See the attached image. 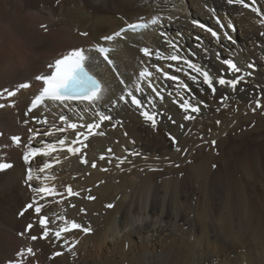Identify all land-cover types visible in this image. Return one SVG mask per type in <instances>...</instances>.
<instances>
[{
  "label": "bare ground",
  "instance_id": "bare-ground-1",
  "mask_svg": "<svg viewBox=\"0 0 264 264\" xmlns=\"http://www.w3.org/2000/svg\"><path fill=\"white\" fill-rule=\"evenodd\" d=\"M245 2L251 7L228 0H0V93L20 83L30 84L13 98L0 95L4 105L0 107V162L13 165L0 171V264H239L241 255L250 264H264L262 217L248 208L238 178L241 170L246 184L259 181L256 170L261 165L264 171V141L255 157L254 152L243 151V133L236 139L229 136L250 123L255 125L249 132L264 136V0ZM143 20L157 22L141 33L102 39ZM95 45L112 46L107 53L112 65ZM144 47L175 52L214 77L244 79L236 91L217 85L213 95L202 78L193 82L185 75L186 65H177L184 71L175 72L167 65L176 62L149 59L140 51ZM73 48L93 49L87 53V68L102 82L100 99L95 104L46 100L29 111L31 97L43 85L35 77L48 74V65ZM225 59L233 60L241 72L229 71ZM249 63L254 67L248 68ZM154 65L179 80H168ZM145 69L152 76L140 78ZM181 81L188 88H181ZM150 82L155 90L148 87ZM137 85L142 93L135 91ZM129 89L142 99L143 107L131 104ZM121 95L129 102L121 101ZM183 100L200 111L185 113ZM257 101L262 107H257ZM145 110L155 114V127L141 115ZM101 113L112 119L94 128L87 139L77 140L76 133H87L86 125L98 122ZM186 115L193 118L185 119ZM73 122L85 127L68 128ZM13 136L21 138L18 145ZM60 139L65 140L63 147ZM73 141L80 151L68 153ZM48 143L57 151L25 163V151L48 150ZM45 163L51 166L41 172ZM28 168L34 177L31 182L26 180ZM29 183L47 187L53 194L36 197ZM227 185L234 187V196ZM69 187L79 195L69 196ZM197 192L214 205L232 202L227 214L222 211L217 221L207 225L209 230L204 221L191 219L184 210L190 203L182 198ZM34 197L44 205L41 215L48 217L50 228L75 221L91 231L64 233L67 243L56 241L51 233L48 239L39 238L43 230L34 209L19 215ZM29 223L33 229L21 236ZM181 229L186 230L179 234ZM33 235L38 237L35 241ZM28 247L34 249V256L17 257ZM244 247L247 253H239ZM63 250V255L53 257Z\"/></svg>",
  "mask_w": 264,
  "mask_h": 264
},
{
  "label": "snow or ice",
  "instance_id": "snow-or-ice-1",
  "mask_svg": "<svg viewBox=\"0 0 264 264\" xmlns=\"http://www.w3.org/2000/svg\"><path fill=\"white\" fill-rule=\"evenodd\" d=\"M230 4H239L242 5L245 8L251 7L248 3L245 2V0H228ZM252 11L258 12V10L255 7L251 8ZM157 21L152 20V23L155 24ZM41 27H45L44 25H41ZM147 27V25L142 24H129L126 28H122L119 32L109 35L106 37H103L102 39L105 41H113L116 37H120L121 34L125 31L131 30V31H138L143 28ZM201 27H204L201 25ZM231 27V25H229ZM45 30L46 27H45ZM213 35V37H218L217 33L215 31H212L211 29H208ZM82 35H87V33H82ZM227 36V33H225ZM229 40H231V36H227ZM170 47L175 48V45L168 41ZM93 49H83V48H73L69 51H67L66 54L61 56L60 58H57L54 63H51L48 65V68L51 70L50 74H40L35 77L37 81H42L43 87L42 90L39 92L38 95L35 96V98L31 102V109H34L38 106L39 103L43 102L46 98L51 99L53 101H87L90 104H95L99 99L102 92L101 82L92 74H90L88 68H87V62L89 60V56L87 53H90ZM98 50L100 53H104L105 60L111 65L113 64V61L109 59L107 52L108 49L104 47H99ZM141 53L149 57V59L155 58V60H167L171 62H176V64L169 63L167 65L168 68L172 69L174 68L175 72H182L184 71V67L177 66V65H186L188 72H185V75L189 77L193 82H197L199 78H202V84L207 86V89L210 90V92L215 95L217 92V85L221 87H229L233 91H236L238 89V85L241 84L243 81V76H236L232 79H227L223 74H218L216 77H214L212 74H210L207 70L203 69L202 67H198L195 63L192 61L175 54H165L161 49H157L155 52H153L150 48L144 47L140 49ZM224 64L227 66L229 71H232L234 73H240L241 69L236 65V63L233 62L231 59H225ZM157 72L162 73V75L167 78L168 80L172 81H178L179 77L174 74H170L169 72L164 71V69L160 65H154ZM248 68H253L254 66L249 63L247 65ZM196 73V75H192L191 73ZM247 75H252L251 72L247 73ZM145 76H152V73L149 72L147 69L142 70L139 73V77H145ZM121 84H124L125 82L123 79H121ZM181 88H188V85L184 82H180L179 85ZM30 87V84L27 82L20 83L16 85L14 90H9L7 88L3 89V93H6L8 97L15 96L17 92H19L21 89H25ZM148 87L152 90H155V85L151 82L149 83ZM242 90V89H241ZM136 92H143V89L139 87L138 85L135 88ZM3 93H0L2 95ZM127 96L130 98V102L132 105L137 106L138 108L143 107V101L142 99L138 98L137 95L133 94V91L131 89L128 90ZM121 101H124L125 103H128L129 101L126 99L125 95H121L119 97ZM223 99V97H222ZM0 107H4L3 104H0ZM181 107L184 109L185 113L191 110L193 113H197L200 111V108L198 106H194L189 103L188 100H183ZM257 107H262V105L257 101ZM255 110V109H254ZM99 115V121H93L92 123H88L86 125L87 133L85 132H77L76 138L77 140L80 139L81 136H83L85 139H87V135L92 133V130L94 128L99 129L101 124L104 121L111 120L112 117L110 115L105 114H98ZM141 115L144 117L146 121H150L152 123V126H156V119L155 114L150 113L149 111L145 110L141 112ZM191 116H185V119H192ZM60 119L64 121L66 119L65 116L61 115ZM27 123V121H25ZM219 123V121L217 122ZM85 127V125L77 123H68L67 127L73 130H76L77 128ZM31 131V129H30ZM58 131L63 132L64 129L60 128ZM49 133L45 132L44 135L47 136ZM100 135H103V132L99 133ZM13 143L19 144L21 142V138L19 136H13L12 138ZM31 139V138H30ZM59 145L63 147L65 145V140L60 139L58 141ZM213 145H215V141L211 142ZM76 141L72 142L73 146H68L66 151L68 153H76L80 151V149L76 146ZM48 150L42 151L39 147H32L30 150L25 151L23 153V159L25 163H30V159L41 156V155H50L51 152L57 151V148L53 143H48L47 145ZM180 149L177 148V151ZM187 151V150H185ZM100 159H104L103 156L100 157ZM87 163V161H84ZM13 165L6 162H0V171L6 170L8 168H11ZM51 165L49 163H45L41 168L40 171L43 172L45 169H48ZM119 167V165H117ZM178 166V165H177ZM91 167L95 168L96 163L92 162ZM32 170L29 168L26 176V180L28 182H31L34 177L31 174ZM37 177L36 179H38ZM29 187L35 193L36 197H47L53 194V190L47 188V187H33L31 183H29ZM68 195H79V193H73L72 189L68 188ZM89 199H93V197H89ZM44 207L43 204L39 203L38 200H33V203H28L25 208L19 213L20 216H23L25 212H27L29 209H34L35 214L37 215L39 219V226L42 228V235L39 238L42 239H48L50 236V233L54 236L56 241L63 240L64 243H67V240H64V233H70L74 230H81L85 233H88L91 231L90 227H83L81 224L76 223L75 221L71 222L69 225L67 222L62 224L61 226H58L54 229L49 227V219L47 216L41 215L42 208ZM108 207H112V205H108ZM34 224L29 223L26 225L23 232L19 233L21 236L25 234V232L30 231L33 229ZM38 237L33 235L31 236V240L35 241ZM17 257H23L25 255L32 257L35 255V251L33 248L28 247L27 249H21L19 252L16 253ZM54 255L58 256L61 255V253L57 252L54 253ZM8 264H21L20 261H9Z\"/></svg>",
  "mask_w": 264,
  "mask_h": 264
},
{
  "label": "rangeland",
  "instance_id": "rangeland-1",
  "mask_svg": "<svg viewBox=\"0 0 264 264\" xmlns=\"http://www.w3.org/2000/svg\"><path fill=\"white\" fill-rule=\"evenodd\" d=\"M234 27H235V24H234ZM32 121H34V118L32 119ZM253 124L254 123H250L249 125L243 126L242 128H239L238 131L233 132L229 136L236 139V136L239 133L240 134L243 133L244 134V136L242 137V141H243V151L246 152L247 154H250V153L253 154V152H254L255 157H256L259 154L260 148L262 147L261 144H262V141H264V136L263 135L261 136L259 132L258 133H256V132H254V133L249 132V130L253 127ZM247 128H248V130H247ZM29 132H32V131H30V128H29ZM216 168H217V166L216 167H213L214 170H216ZM257 170H259V171L257 172ZM257 170H256V173H258V180L259 181H257L255 184H252V185L251 184H246L245 183V178H244L245 175L243 174V172H241V170L239 171L240 174L238 172V178L239 179H242V181L241 180L240 181L242 182L241 186L243 188V191L245 192V193L243 192L245 194L244 196H246L244 198L247 200V203H248V200H249L248 208L249 209L251 208L250 211H254L255 214H257V215L259 214L262 217L263 229H264V171L261 169V165H258ZM195 188H197V189L199 188V184L198 183H196ZM203 188H206V186L203 185ZM226 189L228 190V192H229L230 195L232 194V196H234V192L231 193L232 190H234V187H232V185H229ZM182 199L183 200H186V203L187 202L190 203L189 205L188 204L185 205L184 210L186 211V213L189 214L190 217H192L191 219H194V217H196V218L198 217V219H200L201 221H204V223L206 224V228L208 230H209V227L207 225H211L215 220L217 221V219L220 216V214L222 213V211H223V214L224 215L227 214L229 212V210L231 209V206H232L231 205L232 202L230 200H225L223 202L224 205L221 204L222 201H220L221 203L219 202L218 204L214 205L213 202L210 201V199H208L206 197H203V196H199L198 192L194 196H192L190 198H182ZM213 206H217L218 210L215 207H213ZM213 208H215V210L217 211L216 214L212 212L213 211ZM219 209H220V211H219ZM185 227H187V226H185ZM184 230H186V229H184ZM184 230L183 229L179 230V234H181ZM210 234H214L211 229H210ZM195 238H196V236H192L191 239L192 240L194 239L193 242L196 241ZM210 239L211 240H214V236L212 235V237ZM202 240L204 241V239H202ZM203 241H198V242H200L199 244H203V246H204ZM218 241L219 242H222L220 240H218ZM238 244L239 245H245V244H242V243H238ZM247 251H248V247H244V248H239V251L238 252L239 253H242V252L243 253H247ZM236 254H237V252H233L231 254V256L232 257H235ZM242 256H243V258H242ZM240 257H241L242 260H241V263H239V264H243V263L244 264H250L249 261L247 260V257L246 256L241 255ZM227 264H232V263H227Z\"/></svg>",
  "mask_w": 264,
  "mask_h": 264
}]
</instances>
